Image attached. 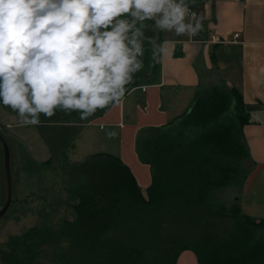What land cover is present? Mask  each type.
I'll return each instance as SVG.
<instances>
[{
  "label": "trees",
  "instance_id": "trees-1",
  "mask_svg": "<svg viewBox=\"0 0 264 264\" xmlns=\"http://www.w3.org/2000/svg\"><path fill=\"white\" fill-rule=\"evenodd\" d=\"M147 24L145 37L153 39L158 31L152 30L151 21ZM155 44L160 45L159 38ZM144 47V68L135 74L126 94L149 82L158 68L159 49L153 59L148 39ZM73 117L87 121L76 112L58 111L51 118L41 115L38 125L52 157L66 166L68 175L82 180L77 220L68 224L65 264H151L146 261L148 227L157 243L156 259L167 252L162 264H177L184 251H192L199 264H264V220L244 214L237 201L226 204L211 197L214 191L236 184L239 174H243L240 184L246 178L243 128L249 117L238 92L211 87L198 93L173 121L140 131L137 153L151 172L146 195L118 156L98 152L76 165L66 164L62 150L73 134L72 124H67ZM13 246L3 254L5 264H35L31 257L19 258L17 245Z\"/></svg>",
  "mask_w": 264,
  "mask_h": 264
},
{
  "label": "clouds",
  "instance_id": "clouds-1",
  "mask_svg": "<svg viewBox=\"0 0 264 264\" xmlns=\"http://www.w3.org/2000/svg\"><path fill=\"white\" fill-rule=\"evenodd\" d=\"M148 21L178 37L203 28L186 0H0V104L21 126L120 105L144 68V40L153 59L163 51L145 37Z\"/></svg>",
  "mask_w": 264,
  "mask_h": 264
},
{
  "label": "crops",
  "instance_id": "crops-1",
  "mask_svg": "<svg viewBox=\"0 0 264 264\" xmlns=\"http://www.w3.org/2000/svg\"><path fill=\"white\" fill-rule=\"evenodd\" d=\"M186 3L201 18L199 34L190 38L158 31L163 51L151 80L131 89L120 105L82 123L79 130L85 128L87 141L106 144L98 152L120 157L146 195L151 172L137 153L140 131L164 126L181 116L206 89L235 90L249 117L243 128L248 157L242 161L246 171L241 183L242 212L264 220V0ZM113 130L117 135L110 139L106 133ZM177 264H197L196 256L184 251Z\"/></svg>",
  "mask_w": 264,
  "mask_h": 264
},
{
  "label": "rangeland",
  "instance_id": "rangeland-1",
  "mask_svg": "<svg viewBox=\"0 0 264 264\" xmlns=\"http://www.w3.org/2000/svg\"><path fill=\"white\" fill-rule=\"evenodd\" d=\"M157 38L158 33L155 36L153 33L155 42ZM69 121L67 124H72L73 134L62 150L66 164L76 165L90 153L105 149L103 147L106 144L92 143L84 138L85 128L79 130V126L84 122H79L78 118L74 117ZM0 130L9 146L12 176V202L0 219V264H5L3 254L10 252L13 245H17L15 253L19 258L31 257L35 264H65L62 254L69 244L68 224L77 220V206L80 204L77 192L82 180L68 175L66 166L60 164L57 157H52L38 125L21 126L17 114L2 104ZM95 136L98 134L95 133ZM113 147L114 145L110 149H114ZM242 177L241 173L236 184L214 191L211 194L212 199L226 204L237 201L242 209L243 191L238 182ZM248 194L250 192L245 195ZM6 200L4 153L0 143V208ZM246 211L250 210L246 208ZM116 231H111L107 237ZM26 235L28 236L25 237ZM145 235L150 239V242L146 243V261L162 264L160 260L164 259L167 252H162L163 256L156 259L157 243L152 242L155 237L150 227L146 228ZM161 235L166 238V231L162 230ZM157 248L160 249L159 246ZM196 261L199 264L197 257Z\"/></svg>",
  "mask_w": 264,
  "mask_h": 264
},
{
  "label": "water",
  "instance_id": "water-1",
  "mask_svg": "<svg viewBox=\"0 0 264 264\" xmlns=\"http://www.w3.org/2000/svg\"><path fill=\"white\" fill-rule=\"evenodd\" d=\"M0 143L3 147L4 153V169L6 174V182H7V200L4 205L0 208V219L6 214L9 206L12 202V176L10 170V150L7 141L3 137L0 132Z\"/></svg>",
  "mask_w": 264,
  "mask_h": 264
},
{
  "label": "built area",
  "instance_id": "built-area-1",
  "mask_svg": "<svg viewBox=\"0 0 264 264\" xmlns=\"http://www.w3.org/2000/svg\"><path fill=\"white\" fill-rule=\"evenodd\" d=\"M236 37H238V36H236Z\"/></svg>",
  "mask_w": 264,
  "mask_h": 264
}]
</instances>
